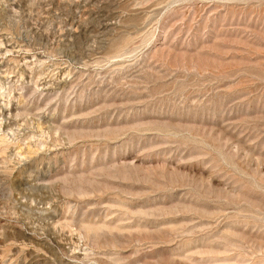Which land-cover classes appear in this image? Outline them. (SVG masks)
Listing matches in <instances>:
<instances>
[{
  "label": "rangeland",
  "instance_id": "obj_1",
  "mask_svg": "<svg viewBox=\"0 0 264 264\" xmlns=\"http://www.w3.org/2000/svg\"><path fill=\"white\" fill-rule=\"evenodd\" d=\"M0 264H264V0H0Z\"/></svg>",
  "mask_w": 264,
  "mask_h": 264
}]
</instances>
